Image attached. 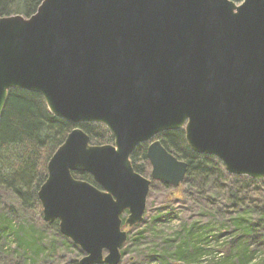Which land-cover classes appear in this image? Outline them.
I'll return each mask as SVG.
<instances>
[{"label":"water","instance_id":"water-1","mask_svg":"<svg viewBox=\"0 0 264 264\" xmlns=\"http://www.w3.org/2000/svg\"><path fill=\"white\" fill-rule=\"evenodd\" d=\"M14 88L75 124L37 196L44 222L83 252L78 264H119L152 181L180 186L187 162L161 131L182 129L229 174L264 178V0H41L28 16L0 15V118ZM84 122L113 141L91 143ZM142 142L149 176L130 159Z\"/></svg>","mask_w":264,"mask_h":264},{"label":"trees","instance_id":"trees-1","mask_svg":"<svg viewBox=\"0 0 264 264\" xmlns=\"http://www.w3.org/2000/svg\"><path fill=\"white\" fill-rule=\"evenodd\" d=\"M40 1L0 0V15L28 16ZM77 125L88 134L91 143L113 140L101 123ZM74 126L51 114L38 92L9 90L0 118V187L12 192L19 203L37 214L22 246L27 254L37 255L47 250L56 257L62 250L64 255L69 251H74L76 256L82 253L78 245L59 232L57 221L43 223L37 196L46 177L48 158ZM156 137L167 150L187 162L182 182L184 191L177 198L167 200L164 195L168 185L155 182L143 220L128 231L121 248L123 256L135 254L136 257L132 261L124 259L122 264H264V256L255 255L258 249L264 250V186L251 190L255 199H249L243 193L242 181L251 178L231 175L215 155L191 150L182 129L161 131ZM147 144H138L130 154L133 168L142 174L149 169ZM73 174L92 182L88 172ZM239 178L240 183L236 182ZM177 210L180 212L176 222L165 224ZM253 213L258 215L257 222L251 217ZM260 222L263 226L256 231ZM43 227L49 230L48 240ZM6 229L13 234L16 247L20 246L25 234L22 225L0 217V234ZM253 258L257 262H251ZM77 260L59 259L61 264H78Z\"/></svg>","mask_w":264,"mask_h":264},{"label":"rangeland","instance_id":"rangeland-1","mask_svg":"<svg viewBox=\"0 0 264 264\" xmlns=\"http://www.w3.org/2000/svg\"><path fill=\"white\" fill-rule=\"evenodd\" d=\"M236 3H239L241 0H234ZM151 169L150 163H149V169L147 173H144L143 175L149 176V170ZM142 174V173H141ZM186 175V174H185ZM233 175V174H231ZM237 176V175H236ZM248 178H251L248 176ZM184 180V179H183ZM156 181L159 180H153L150 185V190L153 189L154 184ZM242 181L241 178L236 179V182L240 183ZM183 182V181H182ZM182 182L179 187H174L172 184H167V191L165 193V198L167 200H172L173 198H177L179 194H181L184 191V187H182ZM232 183L234 181L232 180ZM244 185L243 193L247 195L249 199H255L254 194L251 193V190H254L256 188L261 189L264 186V178L263 179H244L242 181ZM234 185V184H233ZM152 199V197H151ZM150 200V196L148 193L147 196V202ZM180 211L177 210L174 212L170 218V220H165V224L172 225L177 220V214ZM0 217L7 219L11 224H17L20 223L22 225V231L24 234V238L22 240V244L20 246L16 247L15 239L13 234L9 231V229H6L4 232H1L0 234V264H61L59 259H70V258H79L83 252L76 256L74 251H69L66 255L62 253V251H59V256H54L52 251L47 250L45 253H39L37 255L33 254H27L22 246L25 245V237L29 236V229L30 225L33 224L35 218L37 217V214L34 210L27 208L25 205H22L19 203L12 192L2 189L0 187ZM252 219H254L255 222L258 220L257 213L252 214ZM42 218V217H41ZM43 220V218H42ZM43 223L47 225L46 222ZM44 226V225H43ZM135 226V225H134ZM263 224L260 222L258 227L256 228V231H260ZM44 228V227H43ZM131 230V229H130ZM44 235H46L45 240H48V234L49 230L43 229ZM254 246V245H253ZM12 250H16L17 252L14 253ZM219 255V253H218ZM256 257L261 258L264 256V250L258 249L256 251ZM128 255L122 257V261L119 264H122L124 262V258H126ZM139 261V259H138ZM251 262H257V258L251 259ZM154 264V263H153Z\"/></svg>","mask_w":264,"mask_h":264}]
</instances>
